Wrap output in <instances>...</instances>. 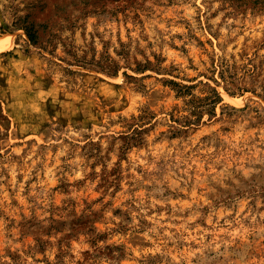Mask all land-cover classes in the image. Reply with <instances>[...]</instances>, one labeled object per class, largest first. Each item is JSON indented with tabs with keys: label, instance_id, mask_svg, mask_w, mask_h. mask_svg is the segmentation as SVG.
Here are the masks:
<instances>
[{
	"label": "rangeland",
	"instance_id": "obj_1",
	"mask_svg": "<svg viewBox=\"0 0 264 264\" xmlns=\"http://www.w3.org/2000/svg\"><path fill=\"white\" fill-rule=\"evenodd\" d=\"M0 264H264V0H0Z\"/></svg>",
	"mask_w": 264,
	"mask_h": 264
},
{
	"label": "trees",
	"instance_id": "obj_2",
	"mask_svg": "<svg viewBox=\"0 0 264 264\" xmlns=\"http://www.w3.org/2000/svg\"><path fill=\"white\" fill-rule=\"evenodd\" d=\"M27 31V30H26ZM28 37L32 43H36V38L32 32L27 31Z\"/></svg>",
	"mask_w": 264,
	"mask_h": 264
}]
</instances>
